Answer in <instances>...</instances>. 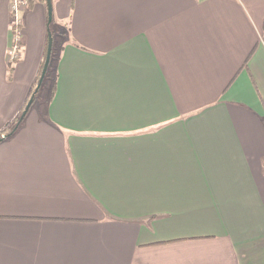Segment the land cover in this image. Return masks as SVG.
Wrapping results in <instances>:
<instances>
[{"label": "crops", "instance_id": "crops-1", "mask_svg": "<svg viewBox=\"0 0 264 264\" xmlns=\"http://www.w3.org/2000/svg\"><path fill=\"white\" fill-rule=\"evenodd\" d=\"M52 5L46 107L0 141V264H264V0ZM21 14L10 72L0 0V136L46 58L47 0Z\"/></svg>", "mask_w": 264, "mask_h": 264}, {"label": "built area", "instance_id": "built-area-1", "mask_svg": "<svg viewBox=\"0 0 264 264\" xmlns=\"http://www.w3.org/2000/svg\"><path fill=\"white\" fill-rule=\"evenodd\" d=\"M28 6V0H11V11L13 15V24H14V35L15 43L14 47L9 51V59L14 60L18 57V49L23 34V20H22V10Z\"/></svg>", "mask_w": 264, "mask_h": 264}, {"label": "rangeland", "instance_id": "rangeland-1", "mask_svg": "<svg viewBox=\"0 0 264 264\" xmlns=\"http://www.w3.org/2000/svg\"><path fill=\"white\" fill-rule=\"evenodd\" d=\"M22 16V15H21ZM12 21H13V15H12ZM50 23V22H49ZM53 26H52V24L50 25V28H49V32H51L52 33V36H53ZM47 46H48V44H47ZM52 52H53V48H52ZM46 53H47V51H46ZM55 56H57V54L55 55ZM51 58H52V54H51ZM19 59V55H18V57H17V59H14V60H18ZM46 59V58H45ZM14 60H12V61H14ZM51 60L52 59H50V63H49V67H48V70H47V73H46V75H45V78H44V80H43V82H42V84L43 83H46V87H48V88H46L48 91L50 90V85L52 84V82H53V80H54V76H55V70H54V67H55V64H56V58H54V61H53V63L51 64ZM45 62V61H44ZM44 65V64H43ZM12 66H14V64H12ZM52 67V68H51ZM43 69V68H42ZM41 76V75H40ZM45 81V82H44ZM39 82V81H38ZM38 84V83H37ZM45 87V86H44ZM36 88V87H35ZM40 90L38 91V94L35 96V98H34V101H33V103H32V105H31V107H30V110L31 109H39V107L42 109V110H44L45 109V107H46V99H44V101L43 102H41L42 101V99H40V97H42V89H43V86L41 85V87L39 88ZM44 91V90H43ZM32 95H33V93H32ZM31 95V96H32ZM31 96H30V98H31ZM29 98V99H30ZM46 98V97H45ZM29 101V100H28ZM28 103V102H27ZM27 105V104H26ZM26 107V106H25ZM25 109V108H24ZM24 111V110H23ZM23 111H22V113H23ZM29 111V110H28ZM27 114V113H26ZM22 115V114H21Z\"/></svg>", "mask_w": 264, "mask_h": 264}, {"label": "water", "instance_id": "water-1", "mask_svg": "<svg viewBox=\"0 0 264 264\" xmlns=\"http://www.w3.org/2000/svg\"><path fill=\"white\" fill-rule=\"evenodd\" d=\"M47 6H48V21L51 22L52 18H53L52 0H47ZM52 48H53V36H52V33L49 32L46 59H45L44 65H43V69H42V73H41L39 82H38L37 87H36V91H38L39 88L41 87L42 82H43L45 75L47 73L49 63H50V59H51V54H52ZM34 98H35V94H33L31 96V98L29 99V101H28V103H27V105H26V107L22 113V116H24L28 112V110L30 109V107L34 101Z\"/></svg>", "mask_w": 264, "mask_h": 264}, {"label": "trees", "instance_id": "trees-1", "mask_svg": "<svg viewBox=\"0 0 264 264\" xmlns=\"http://www.w3.org/2000/svg\"><path fill=\"white\" fill-rule=\"evenodd\" d=\"M36 1H38V0H28V6H27V7H32V5H33ZM51 24H52V22L49 23V25H51ZM15 61H16V60L11 61V63L14 64ZM44 61H45V59H44ZM43 64H44V62H43ZM42 68H43V65H42ZM42 68H41L40 73H39L38 81H39V79H40V75H41V73H42ZM12 70H13V66H12V64H10L9 71L11 72ZM36 87H37V86H36ZM39 90H40V89H39ZM39 90H38V91H39ZM38 91H36V88H35L34 91H33V94H35V96H36V95L38 94ZM25 115H26V114H25ZM25 115H24V116H22V115L19 116L17 123L12 127V129H11L9 132H7L6 135H4V136H0V141L3 140L5 137H7V136L13 134V132H14V131H15V130L21 125V123L23 122V119H24Z\"/></svg>", "mask_w": 264, "mask_h": 264}]
</instances>
